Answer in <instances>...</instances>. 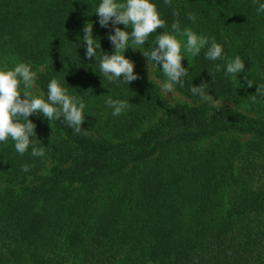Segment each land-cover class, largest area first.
<instances>
[{
    "label": "trees",
    "instance_id": "obj_1",
    "mask_svg": "<svg viewBox=\"0 0 264 264\" xmlns=\"http://www.w3.org/2000/svg\"><path fill=\"white\" fill-rule=\"evenodd\" d=\"M153 2L168 27L178 9L182 26L245 60L238 83L222 71L211 77L203 53L186 57L189 76L176 90L199 101L189 85L208 83L215 99L248 101L253 116L176 105L155 120L156 86L110 84L84 56L86 22L97 52L114 51L93 14L98 0H0V67L30 63L45 98L56 78L87 105L80 134L30 117L49 146L43 158L0 145V264H264V98L253 101L245 80L264 84V14L253 0ZM107 94L129 100L128 110L113 117Z\"/></svg>",
    "mask_w": 264,
    "mask_h": 264
},
{
    "label": "clouds",
    "instance_id": "obj_2",
    "mask_svg": "<svg viewBox=\"0 0 264 264\" xmlns=\"http://www.w3.org/2000/svg\"><path fill=\"white\" fill-rule=\"evenodd\" d=\"M164 3L170 6L172 0H164ZM253 3L257 15L264 14V0H253ZM93 14L98 17L97 23L101 28L110 29L107 39L114 51L110 55L97 52L100 40L93 38V23L86 22L82 27L84 56L86 59L95 57L100 78L102 76L110 84L129 87L132 82L140 79L139 74L134 72V62L124 55L129 48L139 50L146 58L150 83L153 79L150 68L162 73L164 79L159 87L163 95L173 94L177 86H185V78L189 76L190 69L182 64L186 56L197 58L203 53V58L212 62V69L207 70L211 77L213 70L222 71L227 78L238 82L237 77L245 70V60L239 55L229 58L224 46L214 37L182 26L178 9H173L175 19L170 27L153 0H98ZM185 16L193 25L196 24L195 14L188 12ZM117 25H123L124 30ZM158 29L162 31L158 32ZM152 34H155L154 38L149 41ZM146 44L147 48L144 47ZM36 78L37 71L33 70L30 63L17 62L10 69L0 67V145L10 140L18 155L23 156L30 150L31 157L43 158L49 146H43L37 138V125L30 117L35 115L41 120H47L50 127L53 121L62 120L74 133L80 134L86 131L82 125L87 116V105L83 99L84 94H77V91L70 94L71 87L62 86L56 78L49 80L45 98V94L37 87ZM245 80L248 88L256 87V95L251 96L253 101L257 100V96L264 98V84L254 83L247 76ZM208 87V83L195 86L191 82L189 90L200 102L219 103L207 91ZM103 96L105 106L111 110L113 117H119L130 106L129 100L113 99L109 94ZM30 167L29 164H23L21 171L28 172Z\"/></svg>",
    "mask_w": 264,
    "mask_h": 264
},
{
    "label": "rangeland",
    "instance_id": "obj_3",
    "mask_svg": "<svg viewBox=\"0 0 264 264\" xmlns=\"http://www.w3.org/2000/svg\"><path fill=\"white\" fill-rule=\"evenodd\" d=\"M97 20H98V17H97ZM124 55L126 58H128L134 62V64H135L134 72L139 74L140 79H143V80L149 82V84L156 86L159 89V92L161 94L162 101H163V109L157 115L155 120H157L161 117H164L166 112L176 105H187V106H191V107H201L203 105H207L209 107H227V108H230V109H232V110H234L240 114H244L247 116H253V113L250 112V107L248 105H246V104H249L248 101L244 102V104H241V103H235V102H233L231 100H227V99H216L219 101V103L209 104V103H203L200 101H194L193 99L187 97L186 95L179 93L177 90H175V92L173 94L163 95L161 93L159 85L163 81L164 77H163V75H162V77L159 76L158 69H151L150 68V71H151L152 76H153V79H152L153 84H152L149 81V70L147 67V60L143 56V54L139 50H133V49L129 48L125 51ZM186 57L188 59H192V57H190V56H186ZM38 71L41 72V71H43V69L39 68ZM37 87L39 88L38 85H37ZM39 90H40V92H42L40 88H39Z\"/></svg>",
    "mask_w": 264,
    "mask_h": 264
}]
</instances>
